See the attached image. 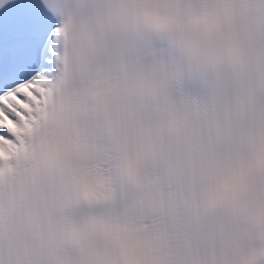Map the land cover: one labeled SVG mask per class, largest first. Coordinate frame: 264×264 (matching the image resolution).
<instances>
[{"label": "snow or ice", "instance_id": "6c2138e0", "mask_svg": "<svg viewBox=\"0 0 264 264\" xmlns=\"http://www.w3.org/2000/svg\"><path fill=\"white\" fill-rule=\"evenodd\" d=\"M224 24L210 0H0V264H167L264 168V32Z\"/></svg>", "mask_w": 264, "mask_h": 264}, {"label": "clouds", "instance_id": "9594fccd", "mask_svg": "<svg viewBox=\"0 0 264 264\" xmlns=\"http://www.w3.org/2000/svg\"><path fill=\"white\" fill-rule=\"evenodd\" d=\"M225 13L219 38L255 50L264 32V0H210ZM182 249L167 264H257L264 257V168L225 181Z\"/></svg>", "mask_w": 264, "mask_h": 264}]
</instances>
